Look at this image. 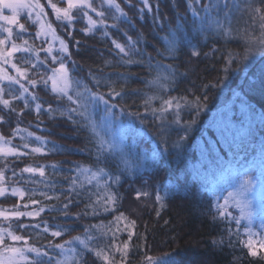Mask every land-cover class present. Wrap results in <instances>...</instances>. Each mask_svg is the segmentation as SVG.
<instances>
[{
  "label": "snow or ice",
  "instance_id": "obj_1",
  "mask_svg": "<svg viewBox=\"0 0 264 264\" xmlns=\"http://www.w3.org/2000/svg\"><path fill=\"white\" fill-rule=\"evenodd\" d=\"M124 2L130 8L136 9V15L141 20L146 13L149 14L152 24L165 32L161 37L164 47L162 49L157 47L156 56L153 57L146 48L138 47L145 40L142 34L133 39L127 33H122L125 36V43L111 40L113 50L119 57V64L128 68L132 65L146 67L151 74V79L146 78L144 81L148 89L142 99L145 112L150 111L156 119L161 121L171 116V123L180 126L183 134L171 143L162 135L150 152L137 151L135 143L125 142L124 135L116 137L113 133L114 138L111 140L97 139V149L92 165L83 166L76 163L77 174L74 177L65 178L68 188L60 189V195L67 194L59 207L53 205L46 209L40 201L30 196L28 203L23 205L17 203L10 209H0V264H90V261L86 259L88 255H94L102 261V264H113L115 256L110 257V252L121 254L122 260L116 264H127L129 244L134 235L127 226L124 230L129 231L128 241L123 243V247L115 243L121 231L117 227L116 231L111 232V243L106 245L108 251L105 252L90 243L94 238L91 233L106 227L103 224L91 225L81 235L56 242L55 238L65 234L71 235V229L62 224L49 225L47 220L26 223L21 218H37L46 210L50 213L58 212L64 218L74 216L77 219L89 214L96 216L116 213L119 205L117 189L121 184V178L133 176L140 169H150L157 165L165 154H171L170 150L182 149L184 142L189 138L188 133L196 124L195 119L183 120L182 113L187 111L189 114L195 113L199 116L201 109L206 107L207 91L202 95L170 94L173 86L178 87L181 78L186 77L187 73L180 72L174 64L165 63L163 58L167 56L175 60L181 54L183 37L180 33L183 23L161 22L160 0H156L155 11L150 0H138L143 7H137L131 0H124ZM186 2L192 16L196 18L192 21L193 27L201 34L208 35L207 29L211 28L216 35L225 40L233 36L231 18L233 9L238 8L236 0H208L205 4H201V0H186ZM261 2L264 3V0ZM46 3L55 14V25L48 19L45 5L40 0H0V20L7 25H0V105L3 106L0 111L7 110L0 115V125L8 126L13 114L16 113L13 101H23L25 108H28L29 102L32 101L35 102L34 109L37 114L44 113L52 120L57 117L64 118L76 128L88 131L93 138L97 136L98 123L94 118L97 110L102 111V121L106 128H119L122 123H126L131 130L135 120L140 118V113L130 111L129 106L117 102L116 98L124 99L126 93L122 91V88L127 86V81L132 74L129 72L121 75L123 84L117 87L116 81L111 80L107 74L97 75L90 71L91 84L89 85L83 78L74 75L78 72L79 65L72 59V55L73 50L79 52L81 45V41L73 36V33L77 31V23L86 22L85 28L79 29L81 32L91 34L99 31L101 38H109L110 27L120 31V25L127 23L135 28L136 24L132 17L124 11L117 0H56V2L46 0ZM60 4H66V6L60 7L58 6ZM21 10L26 12L23 23L20 22ZM248 10L261 21V34L253 37L245 33L243 38L247 43L241 52L226 50L223 80H227L230 71L234 70L232 68L234 63L246 64L255 55H264V9L249 4ZM6 11H10L11 15H5ZM221 13L223 22L219 19ZM109 19L113 21L111 25L108 24ZM180 20H183L182 16ZM13 26L18 30L14 32ZM29 28H35L36 31L29 32ZM57 29L66 35L68 40L58 35ZM156 34L159 35L160 32ZM36 41H41V44L37 45ZM56 42L58 47H55ZM16 53L20 55L15 57L16 62H13ZM41 53L44 54L43 57ZM200 55L199 51L191 52V56L199 57ZM204 55L207 56L208 53ZM154 59L155 63H153ZM5 65L10 66L15 74H10ZM49 82H51V92L55 94L53 101L56 102V106L53 107L52 102L45 101L48 104L45 109L39 102L41 97L37 90H47ZM220 86H222L221 80H217L216 84L209 87ZM246 87L252 90L256 85L248 83ZM259 88L264 92V72L260 76ZM5 95L10 98H5ZM157 101L159 106H155ZM241 109L249 113L254 112L243 98H241ZM22 114L21 112L16 116L17 127L12 130L10 136L6 137L0 133V197H18L20 201H23L28 193L14 185L24 181L25 173L32 176L38 173L39 177H45V169L43 166H25L17 173L13 165L30 154L43 153L46 143L42 137L19 127ZM143 122L141 120V123ZM259 123L264 125V113L260 115ZM250 132L249 126L245 135H249ZM21 133L24 134L20 136L21 141L35 136V142H38L40 146L30 147L28 142L13 144V139ZM139 134L149 135L146 129L141 130ZM51 167L54 171H62L55 165ZM68 171L71 172L73 169ZM7 172L11 173V178L6 177ZM220 180L227 187L217 181L213 182L212 189H209L216 200L213 219L219 218L228 223L235 221L237 235H239L241 221H246L244 230L249 237L246 243L250 247L251 237L257 235L252 227L257 219L259 228L264 229V140L260 142L258 152L251 159L237 158L230 163L228 169H222ZM39 182L46 185L47 191H53L55 186L61 183V181L50 180ZM90 188L97 191L90 192ZM227 188L233 190L227 191ZM99 189H103L102 196L99 195ZM47 191H41L40 195L49 201L59 200V195L54 197L48 195ZM225 191L227 195H223ZM29 192L35 195L33 189H29ZM93 195L96 196L95 200L92 199ZM140 195L146 196L147 193H137V198ZM85 196H87V202H85ZM157 200H162V197L158 196ZM80 203L85 204L84 211L73 213L71 209L79 207ZM30 204L41 206L29 210ZM231 209H237L239 214L234 215ZM123 216L122 212L114 215L110 223L118 225ZM131 225H135L134 220L131 221ZM229 234L231 235V231ZM42 238L47 239L46 245L42 243ZM30 240L33 242L29 243ZM214 243H223V241H214ZM250 254L257 255L255 251H251ZM171 264H180V262L172 261Z\"/></svg>",
  "mask_w": 264,
  "mask_h": 264
},
{
  "label": "trees",
  "instance_id": "obj_2",
  "mask_svg": "<svg viewBox=\"0 0 264 264\" xmlns=\"http://www.w3.org/2000/svg\"><path fill=\"white\" fill-rule=\"evenodd\" d=\"M40 2L47 8L48 14L52 15V10L46 0H40ZM53 2H56V0H53ZM117 2L132 17L136 27L133 28L127 23L120 25V31L110 27V37L101 38L99 31L91 34L79 31V29L85 28L86 22L77 23V31L73 33V36L76 40L81 41V45L79 52L73 50L72 59L79 65V70L74 75L83 78L90 85V71L97 75L104 73L111 80L116 81L117 87H120L123 84L121 75L130 72L132 75L127 81V86L122 88V91L126 93L124 99L116 98V100L122 105L129 106L130 111L139 112L140 118L135 120L131 130H129L126 123H122L119 128L109 129L103 124L102 111L97 110L94 116L98 123L97 136L93 138L88 131L76 128L64 118L57 117L52 120L44 113L37 114L34 109L35 102L30 101L29 107L25 108L23 101H13L12 104L16 108V113L13 114L8 126L0 125V133L6 137L10 136L12 130L17 127L16 116L22 112L19 127L35 133V135L46 141L43 153L30 154L21 161L16 162L13 167L19 173L20 169L25 166H43L45 177H39L38 173L34 176L27 173L23 174L24 181L14 186L22 188L28 194L23 201H20L18 197L0 198V209H10L17 203L21 205L28 203L30 196L32 199L40 201L46 209L53 205L59 207L64 202L67 194L60 195V189L68 188L65 178L68 176L74 177L77 174L75 171L76 163L83 166L92 165L97 149V139L99 138L111 140L114 138L113 133L116 137L124 135L125 142L128 144L135 143L137 151L148 152L160 141L162 135L168 139L169 143L178 138L174 133L179 127L171 123V116L161 121L156 119L150 111L145 112L142 99L148 89L145 87L144 81L146 78L151 79V74L145 66L132 65L128 68L120 65L119 57L113 50L114 46L111 43L112 39L125 43V36L122 33H127L133 39L142 34L145 40L138 47L146 48L147 52L155 57L156 48L162 49L164 47V41L161 37L165 32L152 24L149 14L146 13L144 19L141 20L136 15V9L130 8L124 0H117ZM131 2L136 4L137 7H143L142 4L138 3V0H131ZM150 3L153 5V11H155L156 0H150ZM205 3H208V0H201V4ZM58 6L65 7L66 4ZM159 8L161 22L183 23L180 33L183 37L181 54L175 60L167 56L163 58L165 63L174 64L180 72L187 73L186 77L181 78L178 87L173 86L170 94L176 96L192 93L202 95L207 91L206 107L202 108L201 111L212 107L218 101L220 106L214 110L216 111L230 100L232 93L241 90L246 94V99L251 102L253 107L257 106L258 108L255 109L264 113V98L250 97L249 92L244 89V85L248 84V75L243 71L236 73L239 69H242L244 64L234 63L232 65L234 70L230 71L228 79H222L226 50L243 51L247 41L240 38L244 37L245 33L253 36L255 31L252 25L236 24V22L231 21L233 36L225 40L216 35L211 28L207 29L208 35L205 36L193 27L192 21L196 18L192 16L186 0H160ZM259 8L264 9V3L260 2ZM201 14L203 15V13ZM25 16L26 12L21 13L20 22H25ZM181 16L183 17L182 21L180 20ZM219 19L223 22L222 13ZM112 23L113 21L109 19L108 24L111 25ZM17 30L14 28V32ZM34 31H36L35 28H29V32ZM57 32L65 40H68V37L61 33L59 29H57ZM157 32H160V34L157 35ZM36 44L40 45L41 41H36ZM194 50L201 52V55L199 57L191 56V52ZM204 53H208V55L205 56ZM19 55V53L14 54L13 62H16L15 57ZM43 55L41 53V57ZM153 63H155V59ZM69 68H71V64H69ZM10 74H15V71L11 68ZM217 80H221L222 86L209 87L216 84ZM104 90L106 91V89ZM37 91L41 97L39 102L43 104L45 109L48 107L45 101L52 102L53 107L56 106V102L53 101L55 94L51 92V82H49L47 90L38 89ZM5 98L10 97L5 95ZM155 106H159V101L156 102ZM0 109H3L2 105H0ZM6 111V109L0 111V115H3ZM208 116H210L209 112L203 111L197 123L193 126L192 134L184 142L182 149L170 150L171 154H165L163 159L150 169H140L133 176L126 179L121 178V184L117 189L119 205L116 213L96 216L89 214L77 219L74 216L64 218L58 212L50 213L46 210L40 217L21 219L26 223L47 220L49 225L62 224L71 229V235L65 234L62 237L55 238L56 242L81 235L91 225L103 224L106 227L102 230H94L91 233L94 238L90 243L105 252L108 251L106 245L111 243V232L116 231L117 227L121 231L119 232V239L115 243L123 247V243L128 241L129 231L124 230L127 226L130 231L134 232L129 244L127 264H171L172 261H178L180 264H264V251L259 234L251 237V246L249 247L246 243L249 241V237L244 230L245 224L242 223L243 221H241L239 235H237L235 221L228 223L219 218L213 219L216 200L209 189H212L213 182L218 181L220 184V174L223 168L220 166L213 169V171L209 169L207 176L204 175L199 168L198 162L200 160L197 154L200 142L206 143V132L212 131L211 125H207L205 122ZM188 117L187 111L184 112L183 120H189ZM141 120L144 122L141 123ZM205 124L206 127H204ZM143 129L147 130L148 136L139 134ZM258 132L264 137V125H260ZM21 135L24 134L21 133L13 139V144L18 145L28 142L30 147L40 146L38 142H35V136L27 138L26 141H21ZM208 135L211 136H209L210 139L215 138L213 133ZM256 143V139L249 143H241L239 145L241 149L239 156L251 159L259 149ZM177 152H179V155H177ZM219 153L220 157H225L228 162L229 153L225 152L223 148L220 149ZM220 157L216 156L215 159H212V163H209L206 167L203 166L202 169L206 170L211 165L217 166L220 163ZM231 163L233 162L231 161ZM53 165L62 171H54L51 167ZM69 169H73V171L69 172ZM30 176H32L31 180H29ZM6 177L11 178V173L7 172ZM41 180L61 181V183L57 184L53 191H47L46 185L39 182ZM29 189H33L35 195H32ZM41 191H47L48 195L54 197L59 195L60 198L59 200H46L40 195ZM96 191V189L90 188V192ZM137 193H147V195H140L137 198ZM99 195H103V189H99ZM158 196L162 197V200H157ZM92 199L95 200L96 196L93 195ZM85 202H87V196H85ZM131 203H135L139 209H136L135 212L132 211ZM139 203L142 205L141 207ZM161 204H163V207H161ZM41 205L30 204L29 210ZM84 208L85 204L80 203L79 207H73L71 211L81 213ZM231 210L236 215L235 209ZM121 212L124 216L118 225L110 223L113 221L114 215ZM133 220L135 221L134 226L131 225ZM230 231L231 235L229 234ZM214 241H223V243H214ZM32 242L29 241V243ZM42 243L46 245L47 239L42 238ZM251 251H255L257 255H251ZM109 255L110 257L115 256L113 264L122 260L119 252H110ZM86 259L90 261V264H102V261L94 255H88Z\"/></svg>",
  "mask_w": 264,
  "mask_h": 264
},
{
  "label": "rangeland",
  "instance_id": "obj_3",
  "mask_svg": "<svg viewBox=\"0 0 264 264\" xmlns=\"http://www.w3.org/2000/svg\"><path fill=\"white\" fill-rule=\"evenodd\" d=\"M261 0H236V3L238 4V8L233 9L232 12V22L237 23H244L246 25H252L253 30L255 31L253 34V37H258L261 34V28L260 24L261 21L258 19V17L252 13L250 10H248V5L251 4L253 7L259 8V3ZM45 11L49 13L47 8L45 7ZM25 12L24 10H21V13ZM5 15H11L10 11H6L4 13ZM52 15L48 14V19L52 20L55 25V14L52 11ZM0 25H6V22L0 20ZM7 26V25H6ZM15 26H13V29ZM58 33V32H57ZM59 35V34H58ZM50 39V38H49ZM241 40H245L243 37L240 38ZM58 42H56L55 47H58ZM5 67H8V70L10 72V66L5 65ZM247 69H245L244 73L249 75V77L256 78L261 68L264 67V55H255L252 57L247 63H246ZM252 68L255 70L257 69L258 72L251 71ZM245 82V81H244ZM252 82L250 79H248V83ZM245 89V88H244ZM246 90V89H245ZM241 98L251 106L252 109H254L251 102L246 99V94L239 90L237 93H232L230 100L226 102V104L220 109L219 113L217 115H210L207 120L205 121L208 124L211 125L212 131L206 132V143H203L202 141L199 144V168L203 171V174L207 176L209 169L213 171V169H216L217 167H222L224 170L228 169L231 161L234 162L237 158H241L242 156H239L241 153V149L239 148V145L243 140H250V136L253 135V138L251 141L256 138L257 145L259 146L260 142L264 140V137L259 134L258 129L260 128L259 123V117L262 114L261 111H257L254 109L253 113L242 111L241 109ZM186 112V111H185ZM203 113V111H200L199 116ZM187 115L189 116V120L195 119L196 123L198 121L199 116H196L195 113L189 114L187 112ZM184 117V113H182V119ZM249 126L251 127V132L249 135H245V132L249 129ZM179 128L174 133L176 136H179L182 133V128L178 126ZM206 127V124L205 126ZM193 127L191 128L190 132L188 133V136L192 134ZM213 133L216 138L210 139L208 134ZM259 135V138H258ZM257 136V137H255ZM211 137V136H210ZM208 141V142H207ZM223 148L226 150V152L229 153V159L228 162L225 160V157H220V149ZM219 150L218 155H215V152ZM237 152V153H235ZM216 156L220 157L219 159L220 163L217 164V167L215 166H209L208 169L203 170V166H207L209 163H212V159ZM220 184L227 187V185L224 184L222 180H220ZM232 188H227V191H232ZM225 191V192H227ZM224 192V193H225ZM223 193V194H224ZM2 198V197H0ZM133 209L132 211L135 212V210L139 209V207H136L135 203H131ZM139 206L141 207L142 205ZM136 207V208H135ZM233 211V210H231ZM234 212V211H233ZM235 214L238 215L239 212L237 209H235ZM244 224H246V221H243ZM254 232L258 234V231L262 235L263 244L262 249L264 251V229L259 228V220L257 219L256 223L252 226Z\"/></svg>",
  "mask_w": 264,
  "mask_h": 264
},
{
  "label": "bare ground",
  "instance_id": "obj_4",
  "mask_svg": "<svg viewBox=\"0 0 264 264\" xmlns=\"http://www.w3.org/2000/svg\"><path fill=\"white\" fill-rule=\"evenodd\" d=\"M253 34H255V33H253ZM245 69H247V67H246V64H244L243 65V67H242V69H239L236 73H238V72H244L245 71ZM251 71H255V72H258V70L256 69H254V68H252V70ZM262 72H264V67L263 68H261L260 70H259V72L258 73H260V74H258L257 75V77L256 78H254V77H249V75H248V79H250L252 82H249V83H254L255 85H256V87L254 88V89H252V90H249L247 87H246V85L247 84H245L244 85V87H245V89L249 92V94H250V97L251 96H253V97H256V98H264V92H262V91H260V88H259V83H260V76H261V73ZM220 106V103L218 102V101H216L215 103H214V105L212 106V107H210V108H207V109H205V110H203V111H206V112H209V114L211 115H217L218 113H219V111H220V109L223 107H220L218 110H216V111H214L215 109H217L218 107ZM255 108H258L257 106H255L254 107V109ZM255 110H257V109H255ZM257 111H260V110H257ZM200 117V116H199ZM209 117V116H208ZM199 119V118H198ZM259 136V135H258ZM214 137L216 138V136L214 135ZM253 138V135H251L250 136V140H243V142H241V143H245V142H247V143H249L250 141H251V139ZM256 138H254L253 140H255ZM225 150V149H224ZM218 152H219V150H217V152H215V155H218ZM225 152H226V150H225ZM216 158V157H215ZM215 158H213V159H215ZM184 160V159H183ZM212 166V165H211ZM210 166V167H211ZM215 167H217V166H215ZM196 169H198L197 167H196Z\"/></svg>",
  "mask_w": 264,
  "mask_h": 264
}]
</instances>
